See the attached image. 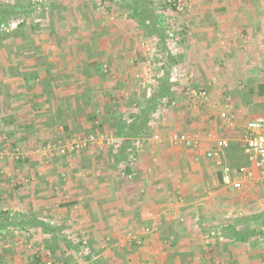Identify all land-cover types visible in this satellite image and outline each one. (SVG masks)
<instances>
[{
  "label": "crops",
  "instance_id": "1",
  "mask_svg": "<svg viewBox=\"0 0 264 264\" xmlns=\"http://www.w3.org/2000/svg\"><path fill=\"white\" fill-rule=\"evenodd\" d=\"M43 2L46 18L29 24L35 26L26 36L30 42L37 37L39 43L50 37L55 44L8 51L0 65V170H8L0 178V218L7 220L0 234L29 236L41 251L25 250V256L24 248L12 249L7 243L0 264H79L80 258L88 264H258L264 239V182L240 137L247 120L264 116V95L258 91L264 84V0H237L229 8L223 4L220 10L230 9L229 13L195 18L192 36L187 37L204 47L197 49L200 56L194 55L199 57L194 68L200 75L206 77L213 68V73L253 78L246 88L251 94H240L241 101L234 104L241 106L236 108L239 112L224 109L225 101L210 99L202 111L193 112L186 96L181 107L161 99L167 106L153 110L144 130L160 134L184 128L199 137V145L188 148L145 139L131 166L140 133L130 142L121 136L112 148L97 144L77 155L88 154L84 161L41 156L39 145L57 134L63 113L75 120L73 115L86 108V126L103 123L100 130L113 133L109 123L122 118L129 124L145 109L156 87L153 79L141 82L143 73L138 71L143 68L132 65L133 52L121 47L125 35L119 29L98 32L101 24L91 0ZM28 6L18 4L15 18L30 14ZM148 38L155 45L157 37ZM240 54L245 57L241 63ZM170 86L175 103L176 88ZM222 111L234 113V128L218 125ZM218 139L228 141L221 152L224 164L253 173L252 182L239 190L224 186L219 167L205 158ZM30 141L32 145H24ZM19 149L28 155H12L11 160L9 151L18 154ZM120 153L126 155L124 160L99 162V156ZM123 172L132 178L123 177ZM82 239L86 246L80 244ZM43 249L52 257L46 258Z\"/></svg>",
  "mask_w": 264,
  "mask_h": 264
},
{
  "label": "rangeland",
  "instance_id": "2",
  "mask_svg": "<svg viewBox=\"0 0 264 264\" xmlns=\"http://www.w3.org/2000/svg\"><path fill=\"white\" fill-rule=\"evenodd\" d=\"M1 1L2 0H0V2ZM3 1H6V0H3ZM7 1L15 3V5L19 4L22 7H26L27 2H28L29 3L28 13H30V14H26V15H22V16L19 15L17 17L16 22L14 23L16 25H14V26L10 25V26L5 27V26L1 25L2 27H4L6 29V31H5V29L1 28V26H0V65L2 63V60H5L4 56L6 55V52H8V51H13V50L21 51L22 49L33 48V47H35V45L38 47H39V45H44V49H48L49 46H53L55 44L53 41L49 40L50 37L45 42L39 43L37 41V37L34 36V39H33L34 41L32 40L30 42V38L28 36H26L27 32H29V34H30L29 29H31V27L35 26V25L29 26V24L35 23L34 21H36V19H38V18H41V17L43 19L46 18L44 15V2H43V0H40L38 7L34 8V9L30 8V0H20V1H18V0H7ZM152 1L154 2V5H159L160 2H162L163 0H152ZM182 1L184 2L185 7H184L183 12H181V13L177 14L174 12H169V13H166L164 16L163 14H161V11L158 10L159 15L161 17L163 15L162 20H163V18L167 20V17H168V20L172 24H175V26H176L175 29H176L178 37H179L175 43H169L170 45L167 48L171 52V57H172V62H173V63H171L170 68H168V69H170L169 70L170 78H168V79H169V83H171V85L175 86V88H176L175 89V95L178 98L177 101H175V103H174L175 104L174 107H176L177 105L179 107H181L182 106L181 103L182 102L184 103V101H185V99H184L185 95H184L183 89L185 87L186 81L181 79L182 81H180V83H179V81L176 82V79H177L176 78L177 77L176 71L180 68H184V67H190L191 68L192 67V70L194 71V73L196 75V79L193 82V85L197 89H200V88L204 89L207 92V95L208 96L210 95V97H208V102L210 101V99L225 101L226 104L228 103V105L226 107L224 106V109L225 108L226 109L231 108L233 111L239 112V111H237L236 108H239L241 106L239 105V107H237V105L234 106V104L237 102V100H240L242 94L248 93L247 89L250 85L253 84V82H254L253 78H250L249 77L250 75L249 76L245 75V73H242L239 75H235V74L226 75V74H219L216 72L213 73L212 72L213 68L211 69V73H208L206 77L203 75H200L198 72H196V70L194 68L197 60H199V57H196L194 55L200 56L199 51L197 49H199V47L201 45H196V43H195V45H193V38H191L190 44H189L190 41H187V37L189 38V35L192 36V28L193 27L190 24H192V21L195 18L198 17L200 19H204V18L209 17L210 19L211 18L213 19V17H219L221 15V13H223V12L229 13L230 9H228L227 11L225 9L220 10V6H222L224 4V5H226L227 8H229L230 6L233 7L237 0H182ZM118 2H119V0H95L94 2H92L93 3L92 6L94 9L93 13L96 14V16H94V17H95V19L98 18V24H101V26L99 25L98 32H100V33L101 32H103V33L108 32L109 33L112 30L116 31L117 29H119L123 33V35H125V39H124L125 42L122 43L121 47L124 48L123 45H126L127 48L129 47L130 51L133 52V56H134V58L132 57V59L130 60L133 63L132 65L137 66L136 63L140 64L143 69L138 71V73L139 72L144 73L146 62H147L146 59L148 57H147V54L145 52H143L142 49L140 48L139 43L147 42L150 45L149 38L147 37V33L143 30V28H141L139 26V23L136 22L135 20L131 19V17L128 15V12H126V10L124 8H122L123 6L119 7ZM243 2H245V0H238L237 3L242 4ZM98 4H100V5H98ZM98 7H99V9H98ZM224 15H226V14H224ZM227 16H229V15H227ZM127 39L129 40V42H127ZM99 43H100V45H102L101 42H99ZM99 43H95V44L98 45ZM117 48H118V46H117ZM117 48H115V49H117ZM200 49H201V51H203L204 47H200ZM142 53H143V57H142ZM240 55L241 56L239 58H237V62H239V63H241V60H242V62H244V60H245V57L242 56V54H240ZM152 58L155 62L153 65L156 68L153 70V72H151L150 79H153L154 83L156 84L158 82V80L163 75L162 70L159 69L158 65H157L158 62H160V65L162 64V62L160 61L161 57H159V59L158 58L156 59L153 56ZM142 59H143V61H142ZM223 67L224 66L219 64V69H223ZM222 75H223V77H222ZM132 80L134 81V83L137 84L138 80L136 78H134V76L132 77ZM178 80H180V78H178ZM143 81L144 80L141 79V82H143ZM237 82H239V83H237ZM243 86H246V87H243ZM0 92H3V91L0 90ZM252 92H256V91L252 90ZM248 94L250 95L251 93H248ZM188 103L189 104H188L187 108L191 109L193 112L196 110L200 111L199 108H201V111H202L203 105L194 106L190 102H188ZM18 108L21 109L20 107H17V109ZM193 109H195V110H193ZM85 113H87L86 108L84 111L82 109H80L78 114L73 115V116H75L74 117L75 120H73V118L69 119V118L65 117V113H63V118H62L61 122H59V124L57 125L60 128H58V127L56 128L57 134L54 136L52 135V137H49L47 139L49 141H47V142H52V143H56V144H64L65 142L69 141L70 139H72L75 136L86 135V134H91V133L97 134V133L102 132V131L105 132L104 130H100V129H97L94 127L92 128V127L86 126V123H83V117L85 116ZM79 115H83V116L79 117ZM217 123L219 126H221V124H222V123H220V121L218 119H217ZM219 126H218V128H219ZM173 132H175V131H169L167 133H160V134L157 133V134H159V135L162 134L161 139L164 142L165 141L168 142V135L173 133ZM178 132L190 134L189 131L184 130V128H183V130L180 129V131H178ZM34 141H35V139H34ZM46 143H44V144H46ZM28 144L32 145L31 141H30V143H27V142L24 143L25 146L26 145L28 146ZM39 146L41 147V145H39ZM37 147H35V149L33 150L34 152L37 151V149H36ZM38 150H41V148ZM9 152L11 155L9 153L7 155H9L11 157L10 158L11 160H13V158L16 155H18V157L20 154L22 155V157H25L28 155V151H25V153H23L22 150H20V149L18 150V154L16 151H14V153H12L11 151H9ZM148 152H149V150H148ZM148 152L145 153V155L148 154ZM78 154H80V153L75 154L76 157L72 156V155L70 157L68 156L69 158L66 157L65 158L66 160H64V158H63V161H68V160L84 161V160H86L85 157L88 156V154H85L82 156H77ZM12 155H14V157H12ZM152 156H155V155H152ZM113 159H114V157H112L111 155H107V154H106V156H102V157L99 156V162H102V165L103 164L107 165L108 163L114 162ZM136 161H137V159L135 158L134 164H136ZM138 161H139V159H138ZM152 162H153V160L151 161V163ZM98 164L100 166L101 163H98ZM5 171H8V170H0V178H1V176H3L5 174L4 173ZM9 173H10V170H9ZM13 179H17V178L13 177ZM0 181H1V179H0ZM1 195L3 196L2 192H1ZM1 195H0V197H1ZM9 207H10V205H8V208ZM2 208H4V205H3V203H0V209H2ZM12 235H14V236H12L10 238V236L7 237L6 235L0 234V252H2L3 249H5V246L7 247V245H8L7 243H10L11 247H9V248H12V249L13 248H19V247H21L22 249L24 248V253L26 254L25 256H27L29 253L27 251L25 252V250H29L30 252L35 251V254L39 253V251H41V250H39L40 246L37 245L39 243L36 241L33 242L30 239L28 240L29 236H27V238H26V236H24L22 238H18V237H16L17 235H15V234H12ZM78 239H80V238L74 237L73 242L74 243L78 242ZM10 241H12V242H10ZM19 242H21L22 244H19ZM31 242H33L31 245L32 247L31 246L29 247L28 245ZM14 250H16V249H14ZM43 251H45V249H43ZM45 252H47V251H45ZM40 253H42L44 255L43 252H40ZM57 254H59L58 251H57ZM49 257L50 258L52 257L50 253H49ZM85 260H86L85 258H83V259L80 258L79 264H83L84 262H86Z\"/></svg>",
  "mask_w": 264,
  "mask_h": 264
},
{
  "label": "built area",
  "instance_id": "3",
  "mask_svg": "<svg viewBox=\"0 0 264 264\" xmlns=\"http://www.w3.org/2000/svg\"><path fill=\"white\" fill-rule=\"evenodd\" d=\"M7 1V0H6ZM94 2L95 0H91ZM165 3V9L161 11V14L165 16L166 13L174 12L181 13L184 10L185 4L182 0H163ZM40 0H30V8L34 9L38 7ZM100 5V4H98ZM99 9V7H98ZM162 15V17H163ZM163 21L169 25V29L166 31V39L169 43H175L178 40V34L176 31L175 24H172L170 21H166L163 18ZM16 24H12L14 26ZM1 28L5 29L1 26ZM6 31V29H5ZM140 48L143 52L147 54V62L145 70L143 73V83H150L151 72L156 68L153 64L155 63L154 58L159 59V54L154 44L149 45L147 42L139 43ZM170 45V44H169ZM154 54V55H153ZM153 55V56H152ZM152 59V60H151ZM158 68L161 69L160 62H158ZM176 75L179 76L182 80L186 81L184 92L189 102L194 105H203L208 102V95L204 89H197L193 82L196 79V75L192 68L184 67L176 71ZM136 78H139V74H136ZM145 83V84H146ZM174 105V103L170 102ZM218 118L221 121L224 128H234L235 125V115L229 111H222L218 114ZM161 135L144 130L136 138L135 143L133 144L132 153H131V162L129 166L134 164L136 155L140 153L142 141L145 139H150L155 143L162 141ZM207 139H210L207 136ZM120 141V137L114 133L99 132L97 134H86L75 136L64 144H56L52 142H47L41 146V156L44 158H53L54 156H71L77 153H81L85 150L90 149L91 147L101 144L105 147H115ZM168 141L174 146H183L188 148H195L199 145L200 139L197 135H191L181 132H173L168 135ZM240 142L242 143L244 153L246 154L250 163L259 171L260 181L264 182V117L257 116L252 119H249L245 122L243 127V133L240 137ZM214 148L205 154L207 160L212 161L220 169V180L224 186L230 187L234 190H239L243 187L244 184L252 182L253 173L250 169L245 167H238L235 169L230 168V166L224 164L221 158V152L223 149L228 147V141L226 139H218L214 141ZM122 176L131 179L132 174L122 173ZM15 234V232H14ZM81 245L86 246L85 239L81 240ZM46 257H49V253H46ZM47 264H51L49 261ZM83 264H88L84 262ZM258 264H264V239H263V248L262 254L259 259Z\"/></svg>",
  "mask_w": 264,
  "mask_h": 264
},
{
  "label": "trees",
  "instance_id": "4",
  "mask_svg": "<svg viewBox=\"0 0 264 264\" xmlns=\"http://www.w3.org/2000/svg\"><path fill=\"white\" fill-rule=\"evenodd\" d=\"M122 2L124 9L128 12V15L131 19L139 23V26L143 28L148 37H157L155 47L157 49V53L161 57L160 61L162 64L160 66L163 72L162 77L156 83L152 98L146 103L145 109L140 112V115L134 117L129 124H126L125 120L122 118H118V120H114L112 123H109L110 125H108L114 134L119 137L122 136L130 142L132 138L136 137L139 133L146 129L151 120V114L155 108L167 106L164 101H160L161 99L163 100L165 98L168 104L172 101V89L168 79L170 78V72L168 68L173 62L171 52L167 50L169 42L166 39V31L169 29V25H167L159 15V11H163L165 9L166 5L163 3L164 1L160 2L159 5H154L152 0H123ZM16 8L17 4L15 5V3L3 0L0 2V26H10L12 22L16 21L17 18L14 16ZM258 91L260 94L264 95V84L258 87ZM162 102L164 103L161 104ZM127 109H129V107H127L126 110ZM102 125L103 123L97 124V129H100ZM125 158L126 155L120 153L118 156L114 157V162H119ZM0 215H2V212H0ZM4 220L7 221L6 219L0 218L1 227L6 226ZM2 222H4V224Z\"/></svg>",
  "mask_w": 264,
  "mask_h": 264
}]
</instances>
